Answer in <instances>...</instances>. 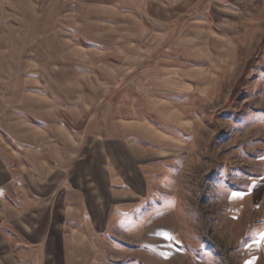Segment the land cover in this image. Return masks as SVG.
I'll use <instances>...</instances> for the list:
<instances>
[{"label": "rangeland", "instance_id": "rangeland-1", "mask_svg": "<svg viewBox=\"0 0 264 264\" xmlns=\"http://www.w3.org/2000/svg\"><path fill=\"white\" fill-rule=\"evenodd\" d=\"M99 142L116 264H264V0H0V154Z\"/></svg>", "mask_w": 264, "mask_h": 264}, {"label": "crops", "instance_id": "crops-1", "mask_svg": "<svg viewBox=\"0 0 264 264\" xmlns=\"http://www.w3.org/2000/svg\"><path fill=\"white\" fill-rule=\"evenodd\" d=\"M122 147L128 151L124 156L134 158ZM41 151L29 165L11 164L4 151L0 154V264L118 263L108 257H118L122 247L120 240L106 241L116 204L104 207L102 196H113L117 186L102 175V142L78 168L68 153L64 158L54 152L48 159L52 148Z\"/></svg>", "mask_w": 264, "mask_h": 264}, {"label": "trees", "instance_id": "trees-1", "mask_svg": "<svg viewBox=\"0 0 264 264\" xmlns=\"http://www.w3.org/2000/svg\"><path fill=\"white\" fill-rule=\"evenodd\" d=\"M204 239L205 241L210 245V247L212 249H215L219 255L221 257L224 258L225 262L228 263V259L226 257V255L224 254L223 252V248H222V244L221 243H217L211 236H210V231H209V228L207 226V223H206V220L204 219Z\"/></svg>", "mask_w": 264, "mask_h": 264}]
</instances>
